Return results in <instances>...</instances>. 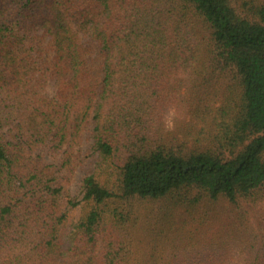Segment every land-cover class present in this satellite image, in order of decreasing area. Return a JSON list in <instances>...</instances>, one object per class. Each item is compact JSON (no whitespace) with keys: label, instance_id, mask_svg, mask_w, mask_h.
<instances>
[{"label":"trees","instance_id":"16d2710c","mask_svg":"<svg viewBox=\"0 0 264 264\" xmlns=\"http://www.w3.org/2000/svg\"><path fill=\"white\" fill-rule=\"evenodd\" d=\"M262 202L264 0H0V264H264Z\"/></svg>","mask_w":264,"mask_h":264},{"label":"rangeland","instance_id":"374dc122","mask_svg":"<svg viewBox=\"0 0 264 264\" xmlns=\"http://www.w3.org/2000/svg\"><path fill=\"white\" fill-rule=\"evenodd\" d=\"M46 157L48 158L49 156L46 155ZM97 159L98 153L94 149L92 134L89 132L79 149L80 166L75 173L73 183L65 193V204H68L69 201L75 203H80L82 201L84 179L94 172ZM68 209L70 224L76 223L82 215L81 206H78L75 209L69 207ZM246 211L248 213H246L243 230H248L252 227H259L261 229V226L264 224V202L254 205H246Z\"/></svg>","mask_w":264,"mask_h":264}]
</instances>
